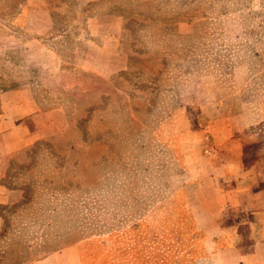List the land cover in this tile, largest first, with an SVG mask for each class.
I'll return each mask as SVG.
<instances>
[{
	"label": "rangeland",
	"instance_id": "rangeland-1",
	"mask_svg": "<svg viewBox=\"0 0 264 264\" xmlns=\"http://www.w3.org/2000/svg\"><path fill=\"white\" fill-rule=\"evenodd\" d=\"M3 135L0 264H218L208 212L264 199V0H0Z\"/></svg>",
	"mask_w": 264,
	"mask_h": 264
},
{
	"label": "crops",
	"instance_id": "crops-1",
	"mask_svg": "<svg viewBox=\"0 0 264 264\" xmlns=\"http://www.w3.org/2000/svg\"><path fill=\"white\" fill-rule=\"evenodd\" d=\"M222 147L226 150V163L233 165L235 169L226 172L222 170L217 175L219 179L230 182L238 180L241 184L248 183L251 178L257 179L256 171L251 174L249 169L242 165V147L237 140L224 141ZM8 148L3 135L0 137V163L9 152ZM244 188L245 191L238 188L237 201L218 203L208 212L210 219H207V222L210 220V224L202 225L205 233V259L215 260L218 264H264V199L254 200L253 198L260 194L252 193L250 185ZM0 193L2 194L1 185ZM1 194L0 204H3L5 200ZM228 210L235 211V217L227 218ZM242 226H246L245 234L241 232ZM217 238H221L225 244L217 247ZM244 241H247L246 244ZM197 261V264H200L201 260ZM35 264H82V261L78 252L62 249L43 257Z\"/></svg>",
	"mask_w": 264,
	"mask_h": 264
}]
</instances>
